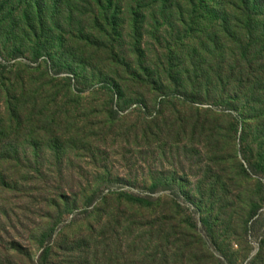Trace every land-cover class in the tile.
I'll use <instances>...</instances> for the list:
<instances>
[{"label": "rangeland", "instance_id": "obj_1", "mask_svg": "<svg viewBox=\"0 0 264 264\" xmlns=\"http://www.w3.org/2000/svg\"><path fill=\"white\" fill-rule=\"evenodd\" d=\"M96 1L0 0V264H264V75L185 0Z\"/></svg>", "mask_w": 264, "mask_h": 264}, {"label": "trees", "instance_id": "obj_2", "mask_svg": "<svg viewBox=\"0 0 264 264\" xmlns=\"http://www.w3.org/2000/svg\"><path fill=\"white\" fill-rule=\"evenodd\" d=\"M62 0H50V8L53 13H59V5ZM189 6V21L191 25L189 32L196 33L194 31L198 28L196 20H198L197 13L201 10L206 14V19L203 22L209 26L210 22L213 24L209 27L210 33L206 36L205 45L211 48L222 47L223 50L234 48L240 58L241 70L238 73L237 80L239 82L246 81L248 79H254L260 75H264V0H185ZM96 9L100 14L111 13L114 8V0H97ZM36 7V22L39 27L44 26V18L42 15V3H35ZM133 22L131 25V34L133 42V50L135 54L140 57L141 53V32L143 30L141 24V13L133 11ZM186 27V26H185ZM186 27V29L188 28ZM187 37V35H186ZM188 40V38H186ZM198 40H196V43ZM259 51L258 54L257 51ZM252 53L253 56H249ZM263 64V65H262ZM126 74L129 76L137 77V73L143 72L144 68L139 65L137 70L133 69L130 65H124ZM234 75V74H233ZM137 79H139L137 77ZM112 87V86H111ZM114 88V86H113ZM117 93L124 97L121 89L115 85ZM7 118L0 119V126L7 124L12 126L17 124L20 127L21 114L11 101H7ZM12 153V143L3 145L0 144V162L6 163L9 161V155ZM2 174L0 173V176ZM156 186V185H155ZM126 196V195H125ZM127 205L138 211L153 210L156 203L140 198L127 196ZM43 245V243H42ZM45 249L34 264H44L48 262L50 255L53 252V244L48 242L44 245Z\"/></svg>", "mask_w": 264, "mask_h": 264}]
</instances>
